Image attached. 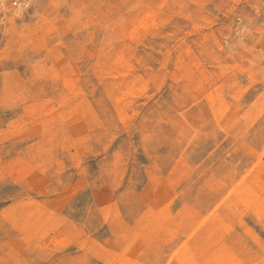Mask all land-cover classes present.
Segmentation results:
<instances>
[{
  "label": "rangeland",
  "instance_id": "1",
  "mask_svg": "<svg viewBox=\"0 0 264 264\" xmlns=\"http://www.w3.org/2000/svg\"><path fill=\"white\" fill-rule=\"evenodd\" d=\"M0 264H264V0H0Z\"/></svg>",
  "mask_w": 264,
  "mask_h": 264
},
{
  "label": "bare ground",
  "instance_id": "2",
  "mask_svg": "<svg viewBox=\"0 0 264 264\" xmlns=\"http://www.w3.org/2000/svg\"><path fill=\"white\" fill-rule=\"evenodd\" d=\"M141 25V24H140ZM64 72V71H63ZM98 196V195H97Z\"/></svg>",
  "mask_w": 264,
  "mask_h": 264
},
{
  "label": "built area",
  "instance_id": "3",
  "mask_svg": "<svg viewBox=\"0 0 264 264\" xmlns=\"http://www.w3.org/2000/svg\"><path fill=\"white\" fill-rule=\"evenodd\" d=\"M14 5H16V3Z\"/></svg>",
  "mask_w": 264,
  "mask_h": 264
}]
</instances>
